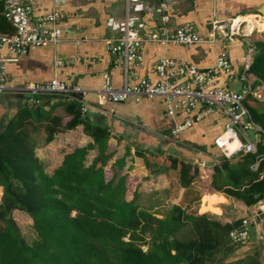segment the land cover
I'll use <instances>...</instances> for the list:
<instances>
[{"label":"trees","instance_id":"16d2710c","mask_svg":"<svg viewBox=\"0 0 264 264\" xmlns=\"http://www.w3.org/2000/svg\"><path fill=\"white\" fill-rule=\"evenodd\" d=\"M2 13L0 1V34L12 35L14 28ZM242 43L236 38L234 45L220 39L211 44L218 55L223 51L229 55L233 48L242 47ZM250 44L254 54L248 74L255 77L251 92H256L258 87L264 92V39L251 40ZM193 66L207 70L214 65ZM241 68L242 62L234 73L238 74ZM53 97L60 100L63 115L69 117L64 125L63 118L54 115L55 107L44 109L50 96L38 97L37 105H21L13 115L0 120V264H264L256 246L244 258L230 260L241 247L232 243L230 234L240 229L242 219L221 223L208 214L221 213V207L227 204L225 196L246 207L264 203V103L258 98L248 94L244 100L252 122L261 130L253 132L258 135L253 153L227 159L214 145L218 135L209 140L206 132L202 135L209 140L207 145L188 151L208 159L203 163L211 165L209 189L221 194H206L201 199L196 187L199 168L191 157L167 156L168 163L161 165L143 157L145 168L151 169L153 175L170 173L176 187L184 189L179 203L160 211L158 201H143L136 191L126 201L125 176L105 178L103 168L110 158L103 155L110 136L108 126L91 119L86 114L87 108L85 115H80V101ZM195 115L194 112L188 116L190 127L176 136L169 135L168 144L189 137L187 132L194 131L206 118L195 121ZM220 115L226 123L221 112ZM184 118L182 112L173 117L180 122ZM77 126L83 127L92 145L74 148L63 156L50 175L45 173L35 156V135L42 130L46 145L56 134ZM214 132L217 134L218 130ZM94 148L98 155L86 165L88 151ZM157 154V157L165 156L160 149ZM115 165L122 168L123 162L117 161ZM200 199L199 212H194L192 208L198 206ZM14 211L30 218L35 233L31 242L22 237L11 218Z\"/></svg>","mask_w":264,"mask_h":264},{"label":"crops","instance_id":"0c3cea01","mask_svg":"<svg viewBox=\"0 0 264 264\" xmlns=\"http://www.w3.org/2000/svg\"><path fill=\"white\" fill-rule=\"evenodd\" d=\"M184 1L145 0L139 3L140 9L135 15L139 16L144 29L150 32H154L159 27L158 24H160L162 16L168 18L167 26L169 28L190 22L195 24L194 27L199 37L206 40L209 38L210 23L214 18L225 21L234 17L262 15L260 11L264 8V0H193L189 5L190 8L183 13L180 9L184 6ZM34 3L33 13L35 15L49 12L53 5H56L60 10L63 17L56 26L59 42L56 46L46 44L40 48L31 49L26 56L17 58L14 62H8L6 64V84L10 87H24L28 84H42L56 79L68 87H79L85 91L83 97L74 100L82 101L87 108L86 114L91 119L100 120L101 123L106 124L110 133L103 154L104 156L110 155L103 168L105 178L125 176L124 186L126 191H129L128 181L130 178L136 177L138 181L130 191L131 198L133 192L136 191L143 201H149L153 196L155 198L151 200L158 201L159 204L175 199H179V202L184 189L176 187L175 180L170 173L153 175L151 169L145 168L143 157H146L150 163H156L153 160L160 158L157 157V150L160 149L165 155L164 152L169 147L167 146L169 135L172 136L174 126L182 124L183 121L180 122V119L176 120L166 116L164 105L158 98L143 99L139 102L128 98L121 103H107L103 106H98L96 101L94 92L100 90L104 85L119 89L123 84L122 71L113 66L114 59L107 53L104 40L116 38L122 34L126 0L105 1V8L101 9L97 8L92 0H34ZM209 8L211 9L209 10ZM100 10H103V16H100L98 12ZM197 10L205 15H197ZM207 12L209 13L207 14ZM116 13L120 15H116ZM261 19L264 18H259V21ZM246 21L249 23L246 32L249 33L253 28V20L246 18ZM234 43H236V39L229 44L234 45ZM245 47L247 49L246 43ZM243 52L245 53L246 50ZM243 52L233 48L229 53L234 72H238L241 67ZM217 53L218 50L211 43H203L191 48L156 43L146 44L142 49L143 61L137 69L138 78L146 79L151 83L159 81L154 67L161 58H171L181 64L209 68L215 65ZM8 57L6 49H0V58ZM55 61H62L64 64L56 66ZM235 80L238 85L236 89L232 88V81L225 77L219 79L215 85L219 88L237 91L241 88V83L237 79ZM247 82L252 87L255 77L248 74ZM257 89L256 93H261L264 96L262 87ZM24 104H32L29 96L1 94L0 120L10 117L19 106ZM44 107L45 110L48 107H55L53 113L63 118V125L69 120V117L63 115V105L59 99L50 96L47 106ZM224 123L225 120L221 124L215 122L213 129L218 130V133H215L214 138L222 133ZM196 128L189 137L200 139L202 131ZM44 137L45 134L42 130L35 135L37 141L35 156L43 165L45 173L49 175L60 165L65 154L71 153L74 148H83L93 143L92 139L84 134L82 126L56 134L53 140L46 145L43 144ZM181 138L183 139L175 140L177 145L185 140V136ZM257 138L258 135L255 134L251 140L254 142L257 141ZM204 141L209 140L204 136ZM135 152L144 156H137ZM97 155L96 148L88 151L86 165L91 164ZM117 161L123 162L122 168L115 165ZM210 174L207 176L208 180ZM140 182L152 186L148 187L145 196H142L138 191ZM145 188L146 186L142 190L146 191ZM206 191L203 196L212 193L221 194L212 190H210L212 192ZM225 199L228 204L233 202L229 197L225 196ZM260 204L264 203L261 202L257 205ZM161 205L159 206L161 207ZM253 207H246L238 201V208L243 213L240 212L235 220L244 217L246 211Z\"/></svg>","mask_w":264,"mask_h":264},{"label":"built area","instance_id":"2783aa9c","mask_svg":"<svg viewBox=\"0 0 264 264\" xmlns=\"http://www.w3.org/2000/svg\"><path fill=\"white\" fill-rule=\"evenodd\" d=\"M3 4V17L14 28L12 35L0 34V49L5 48L8 58H0V95H26L32 104L39 103L40 96H57L67 100L80 99L85 91L79 87H68L64 83L51 80L42 84H28L24 87H10L6 84V64L17 58L26 56L31 49H37L46 44L55 45L59 42L56 26L62 19V14L56 5L44 14L35 15L34 0H0ZM140 0H126L123 32L120 36L104 40L105 49L114 59L113 66L119 68L123 75L121 88L114 89L104 85L95 91L98 106L107 103H121L128 98L139 102L143 99L158 98L162 101L165 115L173 118L178 112L185 115L182 124H176L172 135H176L191 125L189 115L196 113L195 121H199L214 111H220L226 118L224 129L214 140L215 147L227 159L245 153H253L255 144L248 132H259L244 105L248 94L258 98L256 92H251L247 82L248 69L252 61L254 49L248 41V21L243 17H234L225 21L214 18L211 22L209 38L202 40L192 23H183L169 28V20L162 16L158 28L154 32L144 29L139 16L132 11L139 6ZM160 13V11H157ZM260 15V14H259ZM258 17V15H256ZM245 17V16H244ZM256 27H253L252 31ZM251 31V32H252ZM236 38L244 39L247 49L242 57V68L234 73L227 51L221 52L215 65L207 70H199L193 65H184L171 58H161L155 64L159 81L151 83L138 78L137 69L143 61L142 49L146 44L175 45L192 47L201 43H213L220 39L223 43H233ZM62 61H55L56 66H62ZM229 81L237 79L241 88L237 91L219 88L215 84L221 78ZM80 115H85L86 107L80 101ZM234 143L230 149L228 145ZM264 221V206L253 213L249 219H242L240 229L233 230L230 237L234 244L245 246L250 240L248 227H261ZM257 229V228H256ZM257 233L255 242L260 243ZM264 261V254L262 255Z\"/></svg>","mask_w":264,"mask_h":264},{"label":"rangeland","instance_id":"374dc122","mask_svg":"<svg viewBox=\"0 0 264 264\" xmlns=\"http://www.w3.org/2000/svg\"><path fill=\"white\" fill-rule=\"evenodd\" d=\"M92 1H93V3L96 4L97 8L101 9V8H105V6H104L105 5V1H111V0H92ZM140 1L142 2V1H145V0H140ZM192 1L193 0H185L184 1V3H185L184 6H182V8L180 9L181 12L185 13V11L190 8L189 5H191ZM121 4H122V2H121ZM139 9H140V6L136 7L135 10L132 11L133 14H136V12L139 11ZM210 9L211 8H209V10ZM200 10L199 11L197 10V12H198L197 15L202 16L204 13L201 12ZM98 12H99L100 16L104 15L103 10H100ZM208 13L209 12H207V14ZM116 15H120V14L116 13ZM258 18H264V13H262V15H258ZM263 24H264V19H261L260 21H253V27H256V29L248 34V38L247 39H248L249 42L251 40L252 41H257V40H260V39H264V29H263V31L259 32V29H261L263 27ZM241 41L244 43V45L242 43V47H237L236 49H238L239 51L243 52L244 50H246L245 40L242 38ZM231 86H232V88H235V89L238 87L237 82H236L235 79L232 81ZM257 95H258L259 101L261 100L262 103H264V96H262L261 93H258ZM223 120L224 119L220 115V112H218L217 115H215L213 117L210 116L209 118L205 119L200 124H198L196 126L197 127L196 129L204 132V135H205V132H206L207 133L206 136L208 137L209 140H211V139H214V135H215V132L213 130V126L215 125V122L217 124H221V123H223ZM213 121H215V122H213ZM193 132L194 131L192 129V130L187 132V135L188 134H192ZM204 135H202L201 136L202 138H200V139H195V138L193 139V137H188V138L186 137L184 141L180 142L177 145L178 147L176 146V144L169 143V144H167V146H169V147H167L166 151L164 152L165 156L160 157V158H158L156 160H153L157 164L161 165V163H166L167 162V160H166L167 156H177L178 158H181L183 156L184 157H189V158L191 157L193 163H195L198 166V168H199L200 179L197 180L196 187H198V189L200 190V194L202 196H203V194H205V192H207L206 190H209V191L211 190V189H209L208 181H207L208 180L207 176H209V174L211 172V165H208L207 163H203L204 160H208L207 158H205V157L198 158V156H196V154L193 155V153H189L188 151L194 152L193 151V147L207 145L208 141L207 142L204 141ZM248 135H249V137L251 139H253V132H248ZM203 143H205V144H203ZM136 181H138V179L136 177H133V178L129 179V181H128L129 191H126V198H125L126 201H129L131 199V192L130 191L134 187L135 183H137ZM144 185L146 186V188H145V189H147L146 191L142 190L145 187ZM139 187H140V189H138V191H140L142 196H145L146 195L145 193H147V191H148V187H152V186H150L149 184L148 185L144 184V182H140ZM210 192H212V191H210ZM0 195H1V190H0ZM202 196H201V199H202ZM152 198L154 200L155 197L152 196L149 199V201H152L151 200ZM201 199H200V203L198 204V206H195V207L192 208V210L194 212L195 211L199 212ZM178 200L179 199H175L174 201L161 202L160 203V204H162L161 207L159 206V207H157V209H159L160 211L161 210H166L167 208H169L170 205H172L174 203H177ZM230 201H233V202H231V204L227 203L226 205H223L221 207V213H219L217 215L212 214V213H208V214L211 215V217L215 218L216 220H219L221 223L235 221V219H237V217L239 216L240 212H242V211H240V209L238 208V201L237 200L231 198ZM263 206H264V204H260V205H257L255 207H253L251 210L246 211L245 216L240 218V219H249L250 213L255 212L256 210H258L260 207H263ZM11 218H13L14 222L16 223L18 229L20 230V233H21L22 237L28 243L31 242L35 238V233H34V231L32 229V223H31L30 218H28V216L26 214H24V213H22L20 211H14L12 213V217ZM256 228L254 226H249L248 227L250 240L247 242V244L245 246H241V247L237 248V250L235 251L233 256L230 258V260H236V259L244 258L246 253L249 250H251V248H253V246L258 247L260 249V251H261V254L262 255L264 254V237L262 235H260L261 233L264 234L263 233V229H261V227H258V226ZM257 233H259L258 235H260L259 237H261L260 238V243H258V244L255 242L256 237H257Z\"/></svg>","mask_w":264,"mask_h":264},{"label":"bare ground","instance_id":"6f19581e","mask_svg":"<svg viewBox=\"0 0 264 264\" xmlns=\"http://www.w3.org/2000/svg\"><path fill=\"white\" fill-rule=\"evenodd\" d=\"M246 18H251L253 21H259V18L257 17V16H251V17H243L241 20H244V21H246ZM263 27H264V24H263ZM262 27V28H263ZM229 146V148L230 149H233L234 147H235V144L234 143H232V144H230V145H228Z\"/></svg>","mask_w":264,"mask_h":264},{"label":"water","instance_id":"95a60500","mask_svg":"<svg viewBox=\"0 0 264 264\" xmlns=\"http://www.w3.org/2000/svg\"><path fill=\"white\" fill-rule=\"evenodd\" d=\"M261 10H262V11H260V13H263L264 8L261 9ZM262 229H263V233H264V221H263V224H262Z\"/></svg>","mask_w":264,"mask_h":264}]
</instances>
